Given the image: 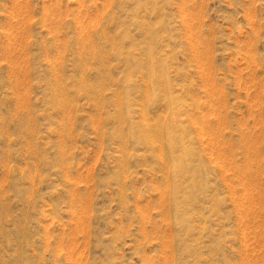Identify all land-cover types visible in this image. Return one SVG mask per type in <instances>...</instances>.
Returning <instances> with one entry per match:
<instances>
[{"label": "rangeland", "instance_id": "obj_1", "mask_svg": "<svg viewBox=\"0 0 264 264\" xmlns=\"http://www.w3.org/2000/svg\"><path fill=\"white\" fill-rule=\"evenodd\" d=\"M0 264H264V0H0Z\"/></svg>", "mask_w": 264, "mask_h": 264}]
</instances>
